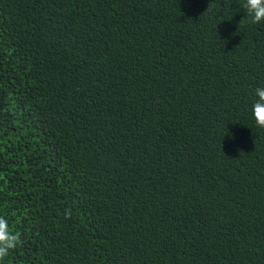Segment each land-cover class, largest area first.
<instances>
[{"label":"trees","instance_id":"obj_1","mask_svg":"<svg viewBox=\"0 0 264 264\" xmlns=\"http://www.w3.org/2000/svg\"><path fill=\"white\" fill-rule=\"evenodd\" d=\"M242 2L0 0V264H264Z\"/></svg>","mask_w":264,"mask_h":264},{"label":"clouds","instance_id":"obj_2","mask_svg":"<svg viewBox=\"0 0 264 264\" xmlns=\"http://www.w3.org/2000/svg\"><path fill=\"white\" fill-rule=\"evenodd\" d=\"M241 6L251 23L259 24L264 22V0H243ZM209 10L210 5L206 11ZM253 96L251 104L252 117L257 127L264 128V87H257ZM19 243L18 234L11 232L8 229L6 219L0 217V259L5 258Z\"/></svg>","mask_w":264,"mask_h":264}]
</instances>
